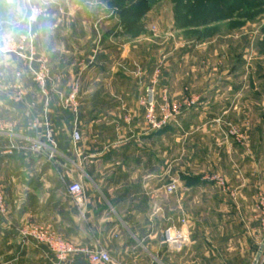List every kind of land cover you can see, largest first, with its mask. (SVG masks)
I'll use <instances>...</instances> for the list:
<instances>
[{"label":"crops","instance_id":"1","mask_svg":"<svg viewBox=\"0 0 264 264\" xmlns=\"http://www.w3.org/2000/svg\"><path fill=\"white\" fill-rule=\"evenodd\" d=\"M105 57L96 54L89 59L77 114L60 109V95L67 90L58 86L49 85L46 96L35 89L38 101L27 98L20 104L0 98V147L44 144L40 155L15 149L10 155L0 153V187L8 209L7 218L0 221V264H89L80 251L98 246L127 264H253L264 241L254 211L255 195L264 190V141L258 137L251 153L232 147L228 153L227 146L209 167L203 160L198 163L197 176L215 174L228 189L240 193L237 198L221 192L211 195L221 188L205 179L183 183L180 207L189 218L190 243L181 253H170L162 246L171 211L164 191L171 181L170 135L146 124L139 102L144 86L109 83L111 75L101 63ZM200 103L201 110L211 113L217 106L203 107L205 99ZM134 107L137 115L130 113L125 121L126 111ZM195 122L203 126L206 120ZM74 131L80 134L78 141ZM201 137L204 142L205 135ZM61 141L66 145L57 144ZM159 142L162 149L155 148ZM78 180L85 190L83 220L67 192ZM193 190L198 195L191 199ZM26 226L54 236L72 252L60 256L30 242L21 233Z\"/></svg>","mask_w":264,"mask_h":264},{"label":"rangeland","instance_id":"2","mask_svg":"<svg viewBox=\"0 0 264 264\" xmlns=\"http://www.w3.org/2000/svg\"><path fill=\"white\" fill-rule=\"evenodd\" d=\"M104 39L108 42H102ZM138 39L143 42H136ZM22 41L21 57L0 51V92H4L0 98L8 103L23 104L27 98L38 101L34 91L39 88L46 96L49 85L58 86L67 90L60 95V109L77 114L83 72L96 54L106 56L100 60L105 74L111 75L109 83L140 85L146 92L154 89L156 116L160 121L168 118L162 128L170 135L165 148L167 143L171 181L164 191L170 197L171 211L165 229L182 219L189 222L180 207L183 183L205 179L221 188L211 195L239 196L240 190L228 189L215 174L197 176L198 163L203 160L209 167L221 159L219 152L227 146L228 153L231 147L251 153L258 137L264 141V0H0V49H16ZM40 75L44 87L38 82ZM146 92L139 100L144 120L146 109L141 101ZM202 99L203 107L217 105L213 113L208 108L201 110ZM126 113L125 121L137 115V110L134 107ZM198 118L206 123L197 125ZM213 134L219 137L213 138ZM34 145L32 141L20 149H0L35 155L30 151ZM155 148L162 149L161 142ZM171 184L177 190L168 195L166 188ZM189 193L191 199L197 198L198 192ZM261 195L264 190L255 195L256 220ZM77 212L83 220L86 214ZM7 215L6 203L0 221ZM25 230L38 233V227L26 226L21 233Z\"/></svg>","mask_w":264,"mask_h":264},{"label":"built area","instance_id":"3","mask_svg":"<svg viewBox=\"0 0 264 264\" xmlns=\"http://www.w3.org/2000/svg\"><path fill=\"white\" fill-rule=\"evenodd\" d=\"M24 45L25 42H19L16 44V49H9V46L5 47L4 49H0L2 53H14L17 56L23 55L24 51ZM38 82L41 84L42 87H44V76L40 75L38 76ZM76 91L71 95L70 101H74L76 99ZM155 92L154 89H149L146 92V97L144 100L141 101V103L145 106L146 109V115L145 120L147 124L153 129V130H159L162 127L166 125L167 117L160 121L158 117L156 116V99H155ZM166 101V99H164ZM73 138L75 141H78L80 139V134L77 131H74ZM14 148H11L10 151L3 150L0 152L3 154H13ZM42 150V145L40 142L35 141L34 147L30 150L35 155H40ZM29 151V150H28ZM177 186L176 185H169L166 188V193L168 195H172L176 192ZM67 192L74 201L75 205L81 210V212H85V190L80 182H74L68 185ZM257 221L259 223L260 233L264 240V196L261 195L257 207ZM6 213V203H5V197L3 194V191L0 187V214ZM23 237L27 240H36L38 241V244L40 245H46L48 246L51 251L58 253L60 256L64 255L68 252H72V249L69 247H64L58 243V241L54 238V236L47 234V233H32L29 230H25L22 232ZM190 235L189 228H188V221L185 219H182L177 226L169 227L164 230L162 233V246L165 247L170 253L173 254H179L181 253L190 243ZM81 253L85 254L88 258L89 264H127L122 261H118L117 259L113 258L110 253L103 247L98 246L95 249L88 250V249H82L80 251ZM262 262L264 261V254L262 256Z\"/></svg>","mask_w":264,"mask_h":264},{"label":"water","instance_id":"4","mask_svg":"<svg viewBox=\"0 0 264 264\" xmlns=\"http://www.w3.org/2000/svg\"><path fill=\"white\" fill-rule=\"evenodd\" d=\"M162 241H163V239H162ZM263 254H264V241L261 244V246H260V248H259V250L257 252V255H256L255 259H254L253 264H260Z\"/></svg>","mask_w":264,"mask_h":264}]
</instances>
